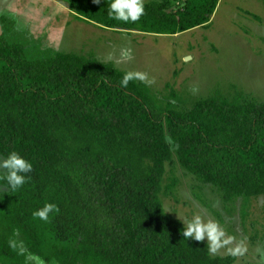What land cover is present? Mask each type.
Masks as SVG:
<instances>
[{"label": "trees", "instance_id": "1", "mask_svg": "<svg viewBox=\"0 0 264 264\" xmlns=\"http://www.w3.org/2000/svg\"><path fill=\"white\" fill-rule=\"evenodd\" d=\"M219 1L186 0L175 11L169 0L143 2L127 23L109 17L110 0L68 7L106 28L176 35L207 25ZM127 71L77 52L31 58L0 33V154L33 165L23 187L0 194L1 264H33L18 233L28 251L60 264L233 263L184 238L164 207L166 166L175 156L225 202L264 197V101L216 91L182 109L176 91L162 99L139 80L122 87ZM49 203L57 210L47 221L33 216Z\"/></svg>", "mask_w": 264, "mask_h": 264}, {"label": "rangeland", "instance_id": "2", "mask_svg": "<svg viewBox=\"0 0 264 264\" xmlns=\"http://www.w3.org/2000/svg\"><path fill=\"white\" fill-rule=\"evenodd\" d=\"M185 1L169 0V10ZM0 33L23 43L31 58L77 52L113 62L122 70L146 73L152 81L148 85L160 98L176 91L183 99L182 109L216 91L230 97L243 91L264 101V0H220L207 25L176 35L81 21L69 10L68 0H0ZM123 47L132 48L131 62L107 59L109 54L118 58ZM173 160L166 166L164 184L170 185L163 196L166 211L179 220L200 215L217 222L231 240L213 256L231 255L232 264H264V197L225 202L215 187L183 169L175 156ZM3 188L0 185V194ZM17 238L33 264H60L28 251L22 233Z\"/></svg>", "mask_w": 264, "mask_h": 264}, {"label": "clouds", "instance_id": "3", "mask_svg": "<svg viewBox=\"0 0 264 264\" xmlns=\"http://www.w3.org/2000/svg\"><path fill=\"white\" fill-rule=\"evenodd\" d=\"M96 4L105 3V0H93ZM144 13L143 0H110L108 4V15L110 18L122 22H137ZM107 59L116 64L131 62L134 59L131 47H123L119 50V57L114 58L109 54ZM139 80L146 84H151L146 73L137 71H127L120 81L122 87H127L130 81ZM33 171V165L16 151L8 153L6 156L0 155V179L6 185L3 190L17 191L30 178L29 173ZM54 204H45L42 209L33 213L34 217L47 221L48 214L56 211ZM183 222L182 234L186 240L197 242H207L209 251L215 253L220 247L230 242L231 238L226 234L221 226L214 220L205 221L200 215H194L189 220L181 219ZM235 254V253H234Z\"/></svg>", "mask_w": 264, "mask_h": 264}, {"label": "crops", "instance_id": "4", "mask_svg": "<svg viewBox=\"0 0 264 264\" xmlns=\"http://www.w3.org/2000/svg\"><path fill=\"white\" fill-rule=\"evenodd\" d=\"M70 10V9H69ZM71 11V10H70Z\"/></svg>", "mask_w": 264, "mask_h": 264}]
</instances>
